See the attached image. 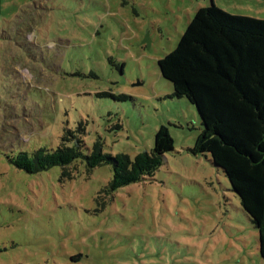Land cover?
Here are the masks:
<instances>
[{"label": "rangeland", "instance_id": "1", "mask_svg": "<svg viewBox=\"0 0 264 264\" xmlns=\"http://www.w3.org/2000/svg\"><path fill=\"white\" fill-rule=\"evenodd\" d=\"M212 4L264 20V0H1L0 264H264L228 178L191 151L196 107L158 65ZM80 122L86 152L101 137L134 157L163 125L175 148L153 177L112 193L109 164L63 176L8 161L19 144L56 148Z\"/></svg>", "mask_w": 264, "mask_h": 264}, {"label": "trees", "instance_id": "2", "mask_svg": "<svg viewBox=\"0 0 264 264\" xmlns=\"http://www.w3.org/2000/svg\"><path fill=\"white\" fill-rule=\"evenodd\" d=\"M158 65L161 75L173 84L172 96L196 107L203 129L191 151L209 156L228 178L258 231L259 254L264 260V20L233 16L215 4L201 7L175 49L159 59ZM105 95L116 101L128 98L126 94ZM85 134V124L80 122L75 129L64 130L56 148L28 151L19 144L17 154L7 159L29 174L60 166L63 176L70 175L76 163H83L89 172L109 164L113 177L107 192L112 193L153 177L165 154L175 148L164 125L155 133L154 147L134 157L105 152L101 137L86 152Z\"/></svg>", "mask_w": 264, "mask_h": 264}, {"label": "water", "instance_id": "3", "mask_svg": "<svg viewBox=\"0 0 264 264\" xmlns=\"http://www.w3.org/2000/svg\"><path fill=\"white\" fill-rule=\"evenodd\" d=\"M145 42H148L147 40Z\"/></svg>", "mask_w": 264, "mask_h": 264}]
</instances>
